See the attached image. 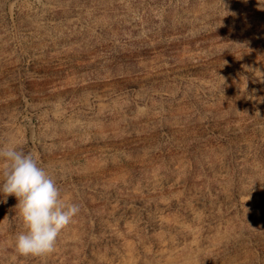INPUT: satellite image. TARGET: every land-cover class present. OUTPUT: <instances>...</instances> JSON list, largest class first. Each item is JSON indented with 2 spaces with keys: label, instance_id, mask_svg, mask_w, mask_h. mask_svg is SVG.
Returning a JSON list of instances; mask_svg holds the SVG:
<instances>
[{
  "label": "rangeland",
  "instance_id": "1",
  "mask_svg": "<svg viewBox=\"0 0 264 264\" xmlns=\"http://www.w3.org/2000/svg\"><path fill=\"white\" fill-rule=\"evenodd\" d=\"M6 144L81 211L0 264H264V0H0Z\"/></svg>",
  "mask_w": 264,
  "mask_h": 264
},
{
  "label": "clouds",
  "instance_id": "2",
  "mask_svg": "<svg viewBox=\"0 0 264 264\" xmlns=\"http://www.w3.org/2000/svg\"><path fill=\"white\" fill-rule=\"evenodd\" d=\"M0 195L18 200L23 231L15 241V253L44 258L56 250L60 233L81 211L77 203H66L56 180L31 153L15 144L0 146Z\"/></svg>",
  "mask_w": 264,
  "mask_h": 264
}]
</instances>
